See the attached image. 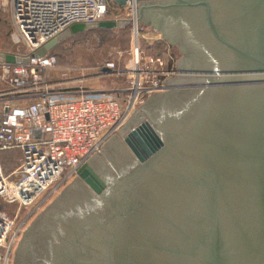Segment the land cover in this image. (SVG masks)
<instances>
[{
	"label": "water",
	"instance_id": "water-1",
	"mask_svg": "<svg viewBox=\"0 0 264 264\" xmlns=\"http://www.w3.org/2000/svg\"><path fill=\"white\" fill-rule=\"evenodd\" d=\"M179 1L202 10L205 30H182L195 45H179L180 77L167 84L210 89L151 97L137 116L152 122L137 120L118 145L128 166H116V177L85 164L25 232L13 264H264V0ZM122 21L75 23L36 53L0 51V62L29 65L72 36Z\"/></svg>",
	"mask_w": 264,
	"mask_h": 264
},
{
	"label": "built area",
	"instance_id": "built-area-1",
	"mask_svg": "<svg viewBox=\"0 0 264 264\" xmlns=\"http://www.w3.org/2000/svg\"><path fill=\"white\" fill-rule=\"evenodd\" d=\"M137 9V0L125 7L114 0H11V20L17 43L30 55L75 23L109 20L121 10L135 17ZM135 45L133 68L121 71L115 62L96 68L99 77L126 76L128 86L113 91L57 90L44 75L56 68L49 54L29 65L0 62V82L8 86L0 90V264H13L44 202L102 155L139 107L174 87L167 84L174 73L165 59H145ZM11 151L21 158L7 170L4 155Z\"/></svg>",
	"mask_w": 264,
	"mask_h": 264
},
{
	"label": "rangeland",
	"instance_id": "rangeland-1",
	"mask_svg": "<svg viewBox=\"0 0 264 264\" xmlns=\"http://www.w3.org/2000/svg\"><path fill=\"white\" fill-rule=\"evenodd\" d=\"M160 11L162 9H139L138 22H136V18L133 15H128V12L121 10L117 16L116 14L110 15V20L123 21L117 28L112 29L109 35L105 36L104 33L97 31L99 29H93L66 39L48 53L56 58V68L48 70L44 74L45 77L57 90H77L80 87L106 91L124 89L128 86L126 76L99 77L96 68L108 62H115L117 68L121 71L133 68L135 44L138 41L141 57L145 59L152 57L165 59L167 70L174 73L167 81L170 78H179L177 64L184 58V54L179 49L180 44L171 42L161 30L153 27L152 18H156V14ZM137 38L138 40H136ZM17 42V36L11 20V0H0V51L26 55L25 48ZM172 86L174 87L168 92L173 90H207L211 87L210 82ZM7 87V84L0 82V90ZM146 103L135 111L121 131L109 141L102 155L93 159L95 160L93 167L100 176L108 170L109 166L116 177H118L117 168L123 169L128 166L129 159L119 146L121 144L126 146L124 137L128 131L135 127L137 120L143 119L152 122L145 113L137 116V113L141 112L142 107ZM112 146L113 153L111 152L110 154ZM20 158V151L8 152L4 155V167L7 170L15 169L19 165ZM76 179L71 180L63 186L59 193L44 202L40 210L30 219L26 231L68 186L75 183Z\"/></svg>",
	"mask_w": 264,
	"mask_h": 264
},
{
	"label": "flooded vegetation",
	"instance_id": "flooded-vegetation-1",
	"mask_svg": "<svg viewBox=\"0 0 264 264\" xmlns=\"http://www.w3.org/2000/svg\"><path fill=\"white\" fill-rule=\"evenodd\" d=\"M168 2L167 5L170 7L156 14V19L161 26L165 27L167 34H170H168V40L176 44H184L187 47L188 45H195L192 43L190 45V42L186 41L185 35L180 30H188L192 26L198 27V30H196L197 34H199V31L205 30L203 29V24H205L204 13L200 8L187 7L179 0H168ZM75 183H77V180H75Z\"/></svg>",
	"mask_w": 264,
	"mask_h": 264
},
{
	"label": "trees",
	"instance_id": "trees-1",
	"mask_svg": "<svg viewBox=\"0 0 264 264\" xmlns=\"http://www.w3.org/2000/svg\"><path fill=\"white\" fill-rule=\"evenodd\" d=\"M97 31H100V32L104 33L105 36H106V35H109V33L111 32V30H101V29H99V30H97Z\"/></svg>",
	"mask_w": 264,
	"mask_h": 264
},
{
	"label": "bare ground",
	"instance_id": "bare-ground-1",
	"mask_svg": "<svg viewBox=\"0 0 264 264\" xmlns=\"http://www.w3.org/2000/svg\"><path fill=\"white\" fill-rule=\"evenodd\" d=\"M138 14H139V9H137V11H135V18H136V22H138ZM137 25V23H136ZM137 40V39H136ZM207 85V84H206Z\"/></svg>",
	"mask_w": 264,
	"mask_h": 264
},
{
	"label": "crops",
	"instance_id": "crops-1",
	"mask_svg": "<svg viewBox=\"0 0 264 264\" xmlns=\"http://www.w3.org/2000/svg\"><path fill=\"white\" fill-rule=\"evenodd\" d=\"M180 32H182V30H180Z\"/></svg>",
	"mask_w": 264,
	"mask_h": 264
}]
</instances>
